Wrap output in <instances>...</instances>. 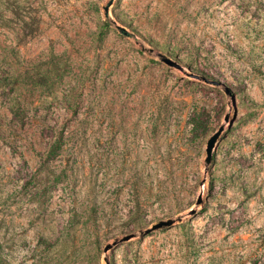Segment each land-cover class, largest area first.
<instances>
[{
	"label": "rangeland",
	"instance_id": "obj_1",
	"mask_svg": "<svg viewBox=\"0 0 264 264\" xmlns=\"http://www.w3.org/2000/svg\"><path fill=\"white\" fill-rule=\"evenodd\" d=\"M0 264H264V0H0Z\"/></svg>",
	"mask_w": 264,
	"mask_h": 264
},
{
	"label": "water",
	"instance_id": "obj_2",
	"mask_svg": "<svg viewBox=\"0 0 264 264\" xmlns=\"http://www.w3.org/2000/svg\"><path fill=\"white\" fill-rule=\"evenodd\" d=\"M177 66V65H175ZM221 131H222V128H220L218 130V132L214 133L207 141V144H206V158H205V163L206 164H209L210 161H211V158H212V151H213V148L215 146V143L219 137V135L221 134ZM194 212L192 211L191 214H193ZM172 221L169 220V221H161L155 225L152 226V229L151 230H155V229H160V228H163V227H168V226H171L172 225ZM109 248H107L106 250H108Z\"/></svg>",
	"mask_w": 264,
	"mask_h": 264
}]
</instances>
